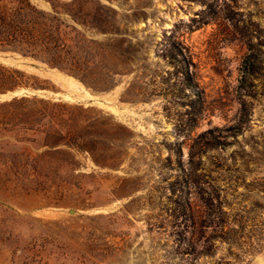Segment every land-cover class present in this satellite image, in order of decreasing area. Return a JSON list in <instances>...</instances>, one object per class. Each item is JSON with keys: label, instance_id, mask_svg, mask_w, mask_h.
Wrapping results in <instances>:
<instances>
[{"label": "rangeland", "instance_id": "1", "mask_svg": "<svg viewBox=\"0 0 264 264\" xmlns=\"http://www.w3.org/2000/svg\"><path fill=\"white\" fill-rule=\"evenodd\" d=\"M101 2L108 89L0 49V264H264V0Z\"/></svg>", "mask_w": 264, "mask_h": 264}, {"label": "trees", "instance_id": "2", "mask_svg": "<svg viewBox=\"0 0 264 264\" xmlns=\"http://www.w3.org/2000/svg\"><path fill=\"white\" fill-rule=\"evenodd\" d=\"M112 1V0H107ZM0 0V49H12L56 67L96 90L108 89L118 73L119 52L111 65H104L106 48L95 35L113 41L119 49L124 32L116 12L101 0ZM116 49V50H117ZM171 55L181 54L179 44L170 46ZM120 50V49H119ZM175 51H177L175 53ZM253 52L244 58L243 72L258 71ZM120 66V67H119ZM182 84L192 81L188 68H181ZM203 141V151L206 145ZM199 149H202L201 147Z\"/></svg>", "mask_w": 264, "mask_h": 264}]
</instances>
